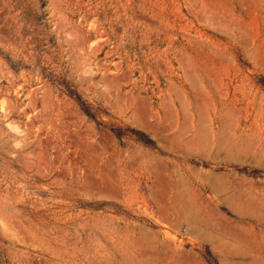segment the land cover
<instances>
[{
  "label": "rangeland",
  "instance_id": "374dc122",
  "mask_svg": "<svg viewBox=\"0 0 264 264\" xmlns=\"http://www.w3.org/2000/svg\"><path fill=\"white\" fill-rule=\"evenodd\" d=\"M192 1L0 0V264L264 261V224L207 186L264 197V168L214 144L264 158V0ZM201 130L210 149L190 150Z\"/></svg>",
  "mask_w": 264,
  "mask_h": 264
},
{
  "label": "bare ground",
  "instance_id": "6f19581e",
  "mask_svg": "<svg viewBox=\"0 0 264 264\" xmlns=\"http://www.w3.org/2000/svg\"><path fill=\"white\" fill-rule=\"evenodd\" d=\"M193 2L192 0H189V2ZM195 5V4H193ZM195 8V6H194ZM260 8V7H259ZM198 10V9H197ZM200 15H198L199 17ZM201 17V16H200ZM146 115V114H145ZM202 123V122H201ZM203 124V123H202ZM201 124V125H202ZM222 124H225V123H222ZM199 128V127H198ZM212 131V130H211ZM227 132V131H226ZM211 132H209V135H210ZM209 135H207V133H204L203 130L200 131H197V133L195 134V138L192 140V144H187L186 147H193L192 145H196V146H199L201 145V150H203V152L207 151V149L209 148V145H210V142H212L211 138H209ZM179 136V135H178ZM210 137H213V136H210ZM248 138V137H247ZM247 138H241L240 140L236 139L235 137H231V136H225L224 134L218 136L217 138H212L214 140V144H215V147H216V151L218 154L220 153H223V155L225 156L226 159L228 160H235V159H247L248 161H251L253 162L254 164L256 165H259V167H262L264 168V158L262 159V156H258V155H255V151L253 152L252 150V146H253V149L255 148L254 145H251L249 144L247 141L248 139ZM180 141V139L178 140ZM239 141H242V143H240ZM182 142V140L180 141ZM186 142V141H185ZM247 142V143H245ZM181 144L180 146L184 147L185 144H182V143H179ZM178 147V146H177ZM182 147V148H183ZM179 148V147H178ZM190 148V150H191ZM194 148V147H193ZM264 148V147H263ZM210 149V148H209ZM261 150H264V149H261ZM260 150V151H261ZM187 153V152H186ZM260 154V153H259ZM264 154V153H263ZM219 156V155H218ZM180 181V180H178ZM177 181V182H178ZM160 184V183H159ZM166 185V184H165ZM181 185V182L178 183V187L180 188H183L180 186ZM207 186L208 188L212 191V193H215V194H220V195H224V198H223V204L229 208L232 213H234L240 221H242L243 223H245L244 221H248V222H252L254 224H264V197L262 200H255L254 198L251 200H242L241 196H239L238 193L236 192H233V191H230V186L229 184L227 183V181L225 180L224 176H220V175H214L213 177H208V180H207ZM161 187V186H160ZM163 187V186H162ZM161 187V188H162ZM178 188V189H180ZM188 188V187H187ZM166 189V188H165ZM176 187H173V189L171 190H175ZM183 191H184V188H183ZM160 194V193H159ZM157 195V194H156ZM172 195V194H171ZM193 195V194H192ZM164 196V195H163ZM169 197H172V196H169ZM192 198V197H191ZM166 199V198H165ZM161 201L159 202L160 204V208L162 210V214L164 215L163 218L165 217H169V214H170V211H173L171 212L172 214L175 213V215H178L180 218H183L187 223L189 224H192L193 227L195 229H197L195 227L194 224H196V220L194 218H192L189 214H188V211L186 208H184V206H182L181 208H174L172 206H169V202L167 201H162V199H160ZM177 200L184 204V200H185V195L183 192L179 191L177 193ZM192 200V199H191ZM192 202V201H191ZM172 204V203H171ZM168 207H167V206ZM176 207V206H175ZM179 207V205H178ZM199 215V214H198ZM169 219V218H168ZM238 221V220H237ZM247 222V223H248ZM199 223H197L198 225ZM201 224L202 225H206L207 228H210V222L208 219H205L201 216ZM192 225H188V226H192ZM250 225V224H249ZM199 226V225H198ZM212 226V225H211ZM213 227V226H212ZM199 228V227H198ZM217 228V227H216ZM222 229V228H221ZM235 229V228H233ZM253 235H250V236H253V237H261V240H262V245H263V248H264V232H261V233H257V232H254L255 230L253 229V227H250ZM199 230V229H198ZM218 230V234L219 236H216V237H210L211 235H209L208 233L206 234L207 236V239L208 240H213V245L215 246V248H218V250H220L221 253L227 255V256H234V255H237L236 251L226 242L222 241L221 240V236L225 235V232H219V229ZM194 232V231H193ZM214 232V231H213ZM195 233V232H194ZM216 233V232H215ZM250 233V232H249ZM251 233V234H252ZM244 232H235L233 230H228L227 233H226V236H230L232 237L231 241H234V243L236 242V240H240L242 238V236H244ZM246 237V236H245ZM139 240V239H138ZM142 240V239H140ZM139 240V241H140ZM128 241V240H127ZM126 241V242H127ZM135 242V240H134ZM237 243V242H236ZM126 243L124 242V245ZM133 244V243H132ZM136 244H139V243H136ZM128 245V244H127ZM126 245V246H127ZM132 247V246H131ZM125 248V246H124ZM130 248V247H129ZM164 248V247H163ZM237 248V247H236ZM126 249V248H125ZM132 249V248H131ZM144 248H139L138 251H139V254L145 258V257H148V250L147 249H144ZM134 250V249H133ZM150 250V249H149ZM164 250V249H163ZM152 251V250H151ZM264 252V249L262 250ZM154 252V251H153ZM152 252V253H153ZM160 252V251H158ZM156 253V252H155ZM163 253V252H162ZM176 253V252H174ZM178 253V252H177ZM130 252H125V256H124V261L128 264H132L131 262H134L133 259H131L130 261V258L132 256L129 255ZM136 254V253H135ZM138 254V255H139ZM139 255V256H140ZM150 255V254H149ZM183 255V254H182ZM247 255V254H245ZM138 256V258H140ZM152 257V256H150ZM185 257V256H184ZM180 258V257H179ZM151 259V258H149ZM245 260H247V258H244ZM140 260V259H139ZM142 260V258H141ZM151 261V260H149ZM233 261V260H232ZM248 262L246 261H238L235 263L234 261V264H264V261H261L259 262L257 259H255L252 254L248 257ZM245 262V263H244ZM135 264H141V262H134ZM164 263V262H163Z\"/></svg>",
  "mask_w": 264,
  "mask_h": 264
}]
</instances>
